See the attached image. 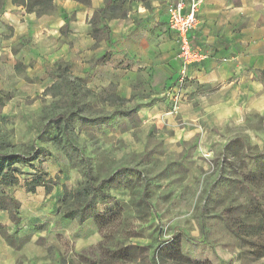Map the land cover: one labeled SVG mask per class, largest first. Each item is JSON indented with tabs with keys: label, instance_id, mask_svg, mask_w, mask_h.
Segmentation results:
<instances>
[{
	"label": "rangeland",
	"instance_id": "rangeland-1",
	"mask_svg": "<svg viewBox=\"0 0 264 264\" xmlns=\"http://www.w3.org/2000/svg\"><path fill=\"white\" fill-rule=\"evenodd\" d=\"M13 36L0 11V150L40 148L32 165L61 195L84 181L87 163L93 183L110 194L94 214L99 242L79 250L63 243L67 264H191L185 260H195L190 254L203 241L226 239L249 260L264 250V114L197 122L199 98L185 105L184 85L169 93L139 86L120 100L102 70L71 68L66 57L42 55L34 39L17 44ZM60 113L73 114L69 143L53 140L50 119ZM174 243L183 260L167 256ZM125 246L141 250L129 252L131 262L114 260Z\"/></svg>",
	"mask_w": 264,
	"mask_h": 264
},
{
	"label": "crops",
	"instance_id": "crops-1",
	"mask_svg": "<svg viewBox=\"0 0 264 264\" xmlns=\"http://www.w3.org/2000/svg\"><path fill=\"white\" fill-rule=\"evenodd\" d=\"M104 1L89 0L83 5L54 0L51 11L36 16L3 0L0 11L14 30L15 43L32 38L45 57H66L71 68L79 65L84 72L94 67L102 70L119 99L129 100L139 86L148 92L157 88L169 93L180 70L179 44L167 24L166 7L173 0L126 1V16L106 23L108 41L104 32L95 38L90 25ZM200 2L198 25L187 37L206 57L188 67L181 89L184 102L199 98L201 110L193 119L221 126L238 123L247 113L263 115L264 0ZM202 90L208 94H200ZM52 191L47 194L40 186L27 193L22 185L11 190L20 203L19 220L15 224L7 212L0 211V264H67L63 243H73L79 250L99 242L94 220L78 224L63 218L58 213L61 188L55 186ZM219 243L203 241L190 255L209 264H264V256L253 260L242 256L236 241Z\"/></svg>",
	"mask_w": 264,
	"mask_h": 264
},
{
	"label": "trees",
	"instance_id": "trees-1",
	"mask_svg": "<svg viewBox=\"0 0 264 264\" xmlns=\"http://www.w3.org/2000/svg\"><path fill=\"white\" fill-rule=\"evenodd\" d=\"M75 1L83 5L89 4V0ZM126 1L128 0H105L103 6L94 11L90 20V25L92 27V34L95 38L97 37L98 32H104L106 40H109L107 36L109 29L106 23L111 19L124 18L126 16L127 10L124 7ZM139 1L146 2L148 0ZM11 2L15 6L23 7L26 13H34L36 16H41L52 10L54 0H11ZM67 66L68 65H64L61 68L63 73L67 70ZM69 89H72V86H70ZM72 115V113H60L51 117L50 125H53L54 130L56 131L53 136L55 142L59 144L69 143L68 132L71 125ZM41 156L42 150L38 147H35L27 154L9 153L0 150V211L7 212L11 221L15 224L19 220L18 211L20 205L11 193L13 188L22 185L27 193H34L37 187L42 186L45 188L46 193L51 191V187H48L43 179L44 175L32 165L35 161H38ZM68 160L69 162H74L75 157L72 158L71 155H69ZM30 164L31 167H29V169H32L33 172L30 173L28 170L23 173L24 171L22 172L21 167ZM74 165L78 166L76 163H74ZM82 165L84 181L70 191H67L63 186L64 195L62 194L59 198L60 206L58 208V213L63 218L75 220L78 224H81L90 218L95 222L97 216L94 214L97 210L98 204L105 202L110 198V194L107 192L108 189H105L102 184L98 185L93 183L90 166L83 162ZM22 177H24V179H21ZM61 206H64V210ZM139 250L141 249L137 246H125L116 250L111 257L114 256V260L120 261L121 263H127L134 260L129 252H137ZM253 255L255 256L254 258H260L264 256V250L254 253ZM167 256L176 260H183L184 258L180 254L179 246L178 244L176 245V243L172 245ZM188 260L189 259H186L185 261L191 262V264H209L206 261Z\"/></svg>",
	"mask_w": 264,
	"mask_h": 264
},
{
	"label": "built area",
	"instance_id": "built-area-1",
	"mask_svg": "<svg viewBox=\"0 0 264 264\" xmlns=\"http://www.w3.org/2000/svg\"><path fill=\"white\" fill-rule=\"evenodd\" d=\"M200 3V0H173L166 7L168 28L176 34L179 44L180 70L173 86L178 90L187 81L188 67L200 63L206 57L205 53L192 46L187 37L198 25Z\"/></svg>",
	"mask_w": 264,
	"mask_h": 264
}]
</instances>
